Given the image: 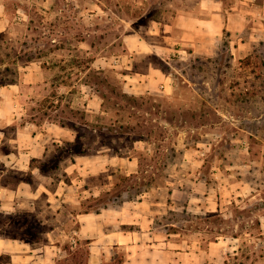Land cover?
Returning a JSON list of instances; mask_svg holds the SVG:
<instances>
[{"label": "rangeland", "instance_id": "rangeland-1", "mask_svg": "<svg viewBox=\"0 0 264 264\" xmlns=\"http://www.w3.org/2000/svg\"><path fill=\"white\" fill-rule=\"evenodd\" d=\"M217 1L226 9L239 7L246 17L231 27L227 25L213 45H208V39H197L193 46L178 43L182 36L176 17L179 11L198 8L200 0H21L32 22L0 36V84L21 79L22 67L28 61L43 58L46 71L39 80L38 94L27 100L29 117L34 116L41 124L53 119L58 125L75 126L80 131V142H89L94 151L107 143L113 152L135 159L124 173L118 171L120 165L101 167L107 161L99 158L91 163L92 170L101 172L90 178L92 187L118 183L129 190L123 198L103 194L101 200L91 202L93 210L104 205L119 207L127 197H136L137 190L146 189L149 193L144 200L160 202L165 211L171 203V211L175 212L159 215L157 226L163 235L172 233V225L168 224H176L179 233L172 236L173 240H200L206 249L211 242L221 240L224 248L230 245L229 252L234 237H240L241 252L230 255L228 264H264V216H260L264 215V46L260 45L264 41V15L256 14L264 13V0ZM128 35L140 40L141 47L129 45ZM170 41L177 42L170 44L181 52H173L164 60ZM127 44L135 48L136 70L146 71L152 64L171 75V97H124V79L120 75L125 69L118 64L132 52ZM97 60L100 61L95 66ZM83 84L91 85L105 97L108 115L104 118L90 111L95 110L88 106L85 93L92 89ZM86 124L108 126L109 130L103 131L102 136L93 135ZM140 139L146 145L136 143ZM199 143L208 160H217L214 167L207 163L204 170L208 184L189 197L187 191L196 185L191 179L192 169L196 168L192 162L199 164L202 156L190 148ZM81 148L69 146L61 150L52 146L46 163L53 169L60 157H69L70 152ZM138 164L139 178L124 181V175L137 170ZM12 170L11 174L5 172L3 180L25 178L17 169ZM221 171L225 178L216 177ZM56 173L47 181L52 189L60 178ZM243 180L252 185L256 198H233L237 190H224L225 184L236 189L235 183ZM174 189L177 192L172 195ZM247 190L252 191L249 186ZM204 191L213 199L200 201L194 197ZM218 196L222 197L219 216H211L206 210L216 208ZM114 197L116 202L110 200ZM42 205L45 210V200ZM68 207L73 211L71 203ZM4 215L0 210V216ZM36 215L44 224L42 229L37 227L42 233L29 238L31 230L36 231L38 220L34 219L32 225L21 220L16 229L19 241H43L52 231L53 209L47 215V223L44 216ZM6 228L0 233H12ZM182 247L187 248V244ZM86 251L87 247H83L82 252ZM115 257L112 264H121L125 251L116 250ZM219 259L222 260L220 254ZM80 261L87 264L85 256Z\"/></svg>", "mask_w": 264, "mask_h": 264}, {"label": "crops", "instance_id": "crops-1", "mask_svg": "<svg viewBox=\"0 0 264 264\" xmlns=\"http://www.w3.org/2000/svg\"><path fill=\"white\" fill-rule=\"evenodd\" d=\"M200 1L198 8L179 11L176 17L177 27L182 36L179 38L180 44L195 46L197 39L199 41L208 39V45H210L209 42L213 45L219 40L220 35L225 33L227 25L231 27L232 23L246 17L244 10H240L239 7L226 9L223 3L217 0ZM20 2L21 0H0V36L15 30L14 28L20 24L26 25L32 22L31 15ZM256 14L264 15L259 12ZM173 29L174 27L171 28ZM127 40L130 41L129 45L131 43L136 48L141 47L140 40L132 35H128ZM170 43L177 42H169V46L166 47L168 55L162 57L164 60H167L173 52H181ZM129 45L128 49L132 52L123 60H119L118 64L119 68L125 69V72L120 75L124 79V91L136 97L157 96V94L171 97L170 91L173 87L171 75L152 64L146 71L136 70L133 64L135 48L132 49ZM194 52L197 51L194 50ZM98 61L100 60L94 62L95 66L98 65ZM44 63L43 58L28 61L22 67L24 72L21 79L0 87L2 96H0V170H2L0 171V210L6 214L39 213L42 218L44 216V223H47L49 222L47 215L50 209H53L55 213L54 223L51 226L53 229L45 240L35 243L19 241L0 234V264H76L74 255L67 246H71L74 250L84 240L90 241L89 264H112L115 261L116 250L121 249L125 251L124 264H226L230 255L240 254L243 244L242 240H239L240 237H234V246L229 252L230 245L224 248L221 240L211 242L206 249L200 240H173L172 236L177 235L179 231L167 232V235H163L157 226L158 217L169 213L173 208L172 204L168 203L170 208L167 211L162 210L160 202L150 203L144 200L148 191L140 195L138 201H124L119 207L109 206L101 209L100 212L82 213L84 202L116 191L118 188V183L106 185L105 188L92 187L90 178H94L101 172L95 168L92 170L94 165L91 163L99 158L107 161L101 167L120 165L118 171L124 173L128 165L135 163V159L113 152L114 148L105 143L101 145V149L95 151L92 149L85 153H70L69 157L59 159L58 167L52 171L45 169L44 164L50 157L52 146L56 145L61 150L69 146L84 148H90V146L89 142H80V131L75 126L58 125L53 119L41 124L34 116L29 117L27 100L38 94L40 78L46 71ZM102 68L106 69L105 66ZM83 85L94 92V94L92 91L85 93L88 106L94 107L95 110L90 111L104 118L108 115L104 108L105 97L91 85ZM85 126L93 135L102 136L103 131L109 130L108 126L98 124ZM136 143L146 145L142 139L137 140ZM200 145L201 143L197 147L190 148H195L201 152L202 156L199 164L192 162L196 168L192 169L191 179L196 184L195 187L199 185V188L194 187L193 190L187 191L189 197L196 189L200 191L204 185L208 184V181L204 179V170L207 163L214 167L217 160H208L206 150ZM12 169H17L25 178H21L20 181H14L12 178L3 180L5 172L11 174ZM54 172H57L56 176L60 178L54 185L56 187L52 189L47 181L52 179L51 175ZM139 174L138 164L137 170H133L131 174L126 173L124 177ZM216 177L225 178V173L218 172ZM222 180L225 181V179ZM36 182H38L37 187H35ZM235 184H237L236 189H231L228 184L224 186V190H237L235 195L232 194L233 198H242L247 195V198L252 200L258 196L256 192H253L254 188L249 181L243 180ZM220 185L223 186V183L221 182ZM248 186L252 189L250 193L247 190ZM175 192L177 190L174 189L172 195ZM204 192L194 197L200 201L213 199L212 195ZM220 199L222 197L216 198L215 209L206 211L220 213ZM44 200L45 210L42 208ZM70 203L73 211H69ZM261 221L263 226V220ZM170 225L175 226V224L167 226ZM184 243L187 244V248L182 247ZM219 254L222 260L219 259Z\"/></svg>", "mask_w": 264, "mask_h": 264}, {"label": "trees", "instance_id": "trees-1", "mask_svg": "<svg viewBox=\"0 0 264 264\" xmlns=\"http://www.w3.org/2000/svg\"><path fill=\"white\" fill-rule=\"evenodd\" d=\"M260 45H262V46H264V41H262V42H260ZM14 82V81H13ZM1 86L2 85H6V83L4 84V83H2V84H0ZM124 97L126 98V99H130V100H132V99H134V97H132L131 95H129V94H127V93H124ZM74 111V113L75 114H78V112H76L75 110H73ZM114 132H117V133H119V131H114ZM111 133V132H110ZM120 134H121V132H120ZM105 137V136H104ZM67 148V147H66ZM66 148H64L63 150H65ZM74 148H76V147H72V149H74ZM91 151L92 150V148L90 147V148H84V147H82L81 149H80V153L81 152H87V151ZM75 151V150H74ZM74 151H72V152H70V153H73ZM60 159H61V157H60ZM45 165V169L47 170H53L55 167H58V163L53 167V169L52 168H49V166H48V163H46V164H44ZM131 178H135V179H137V178H139V175H133V176H130ZM130 177H126L125 178V180L124 181H128V179L130 178ZM142 185V184H141ZM121 186V187H120ZM124 187V186H123ZM123 187H122V185H118V188H117V190L116 191H113V192H108L106 195H109V196H115V197H121V198H123V197H125L126 195H128V189L127 190H124L123 189ZM133 189V188H132ZM148 190H142V189H140V190H137L136 191V197H127V199H124L123 201H122V203L124 202V201H131V200H135L136 198H139L140 197V195H142L143 193H145V192H147ZM102 197L103 196H101V197H98V198H93V199H90V200H87L86 202H84L83 203V212L82 213H90V212H92V211H94V212H100L101 211V209H103V208H105V207H109V206H111V205H104V207H102V208H99V209H95V210H93V206H91L90 204H91V202L92 201H99V200H101L102 199ZM115 197L114 198H112V199H110L111 201H114V202H116L115 201ZM121 203V204H122ZM85 207H87V208H85ZM171 213H175L174 211H171ZM211 216H219V213H211L210 214ZM29 217V218H26V217ZM37 215L35 214V213H31V212H20V213H15V214H6V215H4L3 217H1L0 216V230H6L7 228L6 227H8L9 229H12L13 231H11L12 233H10V234H4V233H0L1 235H3V236H7V237H9V238H12V239H18V236H17V234H19V232H17V227H19L18 225H17V223H21V220L23 221H25V223H27L28 225H32L33 224V221H34V219H37L38 217H36ZM26 218V219H25ZM38 220V219H37ZM259 224H260V222H258ZM43 222L41 221V220H38V222H36V225H35V228H36V231H33V230H31L32 232H31V234H30V236H28L29 238H33V236H35V235H40L41 233H42V231H39L38 229H37V227H40L41 229L43 228ZM21 228V227H20ZM53 228L52 227H50V229L49 230H52ZM170 230H172V232H177V226H176V224H175V226H170ZM8 231V230H7ZM46 232V231H45ZM34 233V234H33ZM35 240H36V242H39L40 241V238H35ZM90 243V241L89 240H86L84 243H82V242H80L75 248H74V250H73V248L71 247V246H67V249L74 255V259H75V263L76 264H82L81 263V261H80V257L81 256H85L86 257V259H87V264H89L88 263V258H89V256H90V249H89V246H88V244ZM83 247H87V251H86V253H83L82 252V249H83ZM73 250V251H72ZM81 255V256H80ZM115 260H116V257H115ZM124 261H125V259H121V261H120V263L121 264H124ZM226 264H228V261H226Z\"/></svg>", "mask_w": 264, "mask_h": 264}]
</instances>
